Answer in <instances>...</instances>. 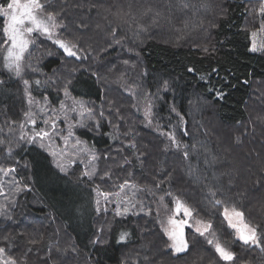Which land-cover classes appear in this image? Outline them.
<instances>
[{
  "label": "trees",
  "instance_id": "16d2710c",
  "mask_svg": "<svg viewBox=\"0 0 264 264\" xmlns=\"http://www.w3.org/2000/svg\"><path fill=\"white\" fill-rule=\"evenodd\" d=\"M251 1L211 0L214 13L207 17L206 10H200L197 14L199 32H185L197 41H184L187 36L175 30L167 38L170 42H158L142 32L147 26L140 17L114 18L115 0H40L43 13L55 16L59 38L85 46L79 48L84 58L68 57L41 37L25 62L30 74L37 70L44 82H50L47 95L53 103L64 92L77 91L83 101L92 102L114 122L105 119L96 132L74 131L90 156L102 157L94 176L85 175L82 163L57 174L52 170L53 157L39 152L50 175L56 174L80 204L85 202L77 220L65 217L57 197L50 195L46 183L36 180L33 158L26 159L23 152L26 146L10 158L1 157L0 177L7 180L6 195L0 198V254L11 255L18 264H226L214 244L208 243L211 239L235 253L230 264H264V252L239 241L221 213L223 206L241 211L245 222L257 227L264 238V47L250 50L252 29L246 26L254 12ZM8 2L0 0V7ZM198 4L203 6V1ZM3 22L0 16V29ZM259 22L264 29V16H259ZM137 31L139 35L131 37ZM95 38L106 42L95 43ZM125 59L137 61L141 74L136 75L131 64L124 65ZM118 65L121 77L110 78L128 88L130 77H137L153 98L155 120L160 125H178V145L165 138L163 144L152 142L140 109H131L127 90L98 84L93 70L105 76L108 66ZM8 79L0 67V130L9 129L24 115L18 105L21 95ZM105 92L109 99L104 100ZM115 110L127 112L128 118L115 115ZM2 139L0 135V153L5 152ZM134 183L142 186L144 207L149 202L157 205L163 197L169 207L165 194L170 192L192 210L193 218L211 225L208 232L201 236L187 228L188 247L174 254L147 215L115 218L107 225L99 221L96 217L103 215L96 216V195H115ZM210 192H216L215 197ZM100 225H105L103 231ZM97 238L100 242L93 243Z\"/></svg>",
  "mask_w": 264,
  "mask_h": 264
},
{
  "label": "rangeland",
  "instance_id": "374dc122",
  "mask_svg": "<svg viewBox=\"0 0 264 264\" xmlns=\"http://www.w3.org/2000/svg\"><path fill=\"white\" fill-rule=\"evenodd\" d=\"M202 1L203 6L198 4V0H115L113 6L115 13L113 17L117 19L118 17H120V15H122L121 19L123 18L124 20L125 17H140L142 19V22L147 26L142 28V32L146 31L145 36L158 42H170L167 38L172 37L175 30L186 36L188 35L187 33L193 32L192 34H194L199 32L198 30H196V17L197 14L200 13V10H202V13L206 10V13H208L207 17H209V14L211 15L212 13H214L211 0H208L207 2L204 0ZM251 8L254 9V12L251 16V20L248 22L246 27L248 29H252V45L253 42H255V44L257 45V51H261L264 47V29L259 22L260 0H252ZM41 19L47 22V14L42 13ZM48 23L50 24L51 22ZM182 26H184V32L183 30H181ZM256 26L259 27L258 30L257 28H252ZM58 30L59 25L57 23V27L52 28L53 36L51 39H49L45 34L41 32H35L31 35V37L29 38L30 42L28 44V48L24 52V58L21 61V72L19 76L16 75L15 69L9 71L4 67L3 57L5 55V49L7 46L5 45L4 48H0V67L7 74L9 78L8 80L14 83V87L12 86L13 89L18 92L19 96L21 95L22 101H19L18 105L20 110L22 108L21 113L24 114L18 122H12V125L9 129L0 130V135H2L3 137L2 145L5 150L4 153L3 150L0 153V159L5 155L10 158L11 154H13L19 147L26 146L23 152H26V159L30 160V158H33V163L37 168L36 180L42 181V185H44L43 183H46L45 187L49 189L48 191L50 195L52 193L57 197L59 205L63 209L65 217H71L77 220L79 217H82L84 213L83 209L85 207V202L83 201L82 204H80L75 196L67 193L66 188H64L60 184L58 180L59 177L56 174L53 173L58 178H56V176L54 175H50V171L48 172V170L45 169L43 156H41L40 153L41 151H43L53 157L54 167H52V170L57 174L64 173L65 170L67 171V169L72 164L82 163L84 167H86L87 173L90 176H94L96 173L95 171L97 169L99 170L100 159L102 157H98L95 155L90 156L87 153L88 149L86 148V145L77 138L74 131L87 129L89 132L90 130H95L94 132H96V126L100 127L102 122L105 123V119H107L109 123L110 121L112 123L114 121L111 117H108L105 112H98L92 102L83 101L81 96H78L77 91L67 92V95L66 92H64L63 96L61 95L62 98H60L59 102H57V104L53 103V101L50 100V96L47 95V90H49L47 85L48 83L50 84V82H44V80L40 77V73H38L39 71L37 72V70L36 72H34V74H30L31 71L29 68H27L25 62L28 57L29 51L35 44L36 40L43 37L50 40L52 43L55 39L64 41L59 38ZM138 32L139 31L132 32V34H130L131 37ZM253 33H255V36H253ZM177 37H180V34ZM94 40L95 43L99 44L106 42L104 38H95ZM187 40L197 41L193 36H187L184 41ZM55 45L61 51H63V49H61L57 44ZM83 47L85 46H83L82 44H78L73 49V51H76L80 56V59L84 58V54L79 51V48ZM108 49L109 46L107 47V50ZM126 64H129V66L130 64L132 65L136 75L141 74V70L139 68L140 65L137 63V61L132 62V60L130 61L128 59H125L124 65ZM108 67H110L111 69L110 71H105L108 74L105 76L99 73V69L95 71L93 70L92 73L96 76L98 84L102 88L110 89L112 87H118L122 91L127 90V94H130L132 96L130 97L132 98L131 109L134 112H136L137 110V112H139L140 109L141 115H139L141 116V119L144 120V123H147V126L150 130L148 136L149 138H151L152 142H160L163 144V138H165L167 140L166 142H170L173 145L172 140L169 139V135H174L176 140L175 145H178V125L176 126V123L174 122L167 123V125H160V123L155 120V116L152 112L153 98L147 93L148 91L145 90V87L144 89L143 87H141V84L138 82L137 77L131 76L130 78L132 85L127 83L126 86H128V88H126L122 85L117 84L116 82L114 83V78L121 77L122 75V73L118 74V71L122 70L119 68V65L116 68L111 66ZM30 75L32 77L31 80L29 79ZM111 75L114 76L113 80L110 78ZM51 78L54 79L52 76ZM25 81H27V84H25ZM36 81H39V84H37ZM17 82H19L20 87L18 86ZM105 98L109 99V96H107V92H105L104 100ZM48 100L52 103V106L49 105ZM108 111L112 112L110 110ZM118 114L119 117H123L125 119L128 118L127 112H124L123 110H115V115ZM167 119L169 120V118ZM181 120V129H183L185 126V120ZM53 121L55 122L54 127ZM119 128L121 127H116V129ZM163 129H165L166 131H163ZM45 132L47 133V135H43ZM116 133L118 135V132ZM41 136H43V139H41ZM41 144L44 145L43 148L40 146ZM167 148L171 149L169 145H167ZM155 150L157 151V149ZM51 153H55V156L51 155ZM88 156L90 157V159L88 158ZM93 156L97 157V159L93 160ZM67 157L73 159L74 161H69V158ZM57 162L63 165L64 172H61L60 169L56 167ZM6 180V178L0 177L1 199L6 195ZM122 188L123 190L115 195H113V193H107L103 195L98 193L96 195V198H94V210L96 216L103 215V217L96 218L99 221L102 220L105 225H107L111 220L114 221L115 218L117 220H120L127 216L138 217L142 214L147 215L149 219H153L155 227L157 228L158 232L164 236L174 254H180L181 252L176 253L174 251V249L171 247L173 241L169 239L168 235L165 232V229L171 230L172 226L169 224L170 218L178 221H187V223L183 225V239L186 241V243L187 240L185 238V231L187 228L190 227L189 229L192 228L194 232H197V227L203 229V225H207L205 222L199 220L198 218H193L192 216L186 217L183 213V210H181L177 214V198L173 197L170 192H167L165 194V199L168 202L170 201L171 203L169 207L164 205L163 197L162 199H160V202H158L157 205L153 202H151L150 204V202L147 201L149 203H147L146 207L149 205L148 209H150L147 210L145 209L146 207H144V202L142 203V186H138L134 183L133 186L129 189L126 186ZM1 207L2 206H0V208ZM118 208L120 212L119 215H117ZM124 209H127V212H125ZM228 209L231 210L232 208ZM108 210L112 211V215L108 214ZM224 211L225 207L223 206V208H221V213L222 217L225 219ZM225 223L228 226V222L226 219ZM105 225H103V227L100 225L102 231ZM229 229H231V231H233L236 236L235 229L230 227ZM101 234L102 232L100 233V235ZM215 243L216 242L214 241L213 244ZM126 254L130 255L133 253L129 254V251H127ZM21 258L23 260V257ZM0 259L12 261L11 255L8 254H0Z\"/></svg>",
  "mask_w": 264,
  "mask_h": 264
},
{
  "label": "snow or ice",
  "instance_id": "6c2138e0",
  "mask_svg": "<svg viewBox=\"0 0 264 264\" xmlns=\"http://www.w3.org/2000/svg\"><path fill=\"white\" fill-rule=\"evenodd\" d=\"M45 11L46 10L40 3V0H9L6 7H0V16L5 18L3 27L2 29H0V31H2L3 33V41L2 43H0V48H4L5 45L7 46L5 49V55L3 57L4 67L9 71L15 69V73L17 76L20 75L21 61L24 58V52L28 48V44L30 42L29 38L31 37V35L35 32H41L45 34L49 39H51L53 36L52 28L57 27L55 16L52 13L49 12L47 14V22L41 19V14ZM259 13L261 16H264V0H260ZM48 22L51 23L49 24ZM253 36H255V33H253ZM53 43L57 44L61 49H63L64 53L68 57H75L76 59H80V56L77 54V52L73 51V49L76 47L75 44H70L59 39L53 40ZM250 50H257V45L255 44V42H253ZM204 51H207V49H204ZM189 71L191 72L193 71V69L190 68ZM36 83L39 84V81H36ZM25 84H27V81H25ZM218 96L221 99L223 98V94L221 93H218ZM54 126L55 122L53 121V127ZM43 135H47V133L45 132ZM41 139H43V136H41ZM169 139H171L174 144L176 143L174 135H169ZM40 146L42 148L44 147L43 144H41ZM132 147H135V145H132ZM193 147L195 146L193 145ZM51 155L55 156V153H51ZM184 156L185 159H187L188 153L185 152ZM92 159L95 160L97 159V157L93 156ZM56 167L59 168L61 172H64V167L59 162L56 163ZM85 175H88V173H85ZM121 190H123V188ZM210 194L215 197L216 192H210ZM215 203L219 205L221 204V201L216 200ZM181 210H183V213L186 217L192 216V210L187 207L182 201L177 199L176 213L178 214ZM124 211L127 212V209H124ZM119 214L120 212L118 208L117 215ZM224 217L228 222V226L235 229L236 238L239 241H241L244 245L260 248V250L264 252V238L258 235L257 227L244 222V216L241 211H238L235 208L229 210L227 207H225ZM186 223V220L178 221L170 218L169 224L172 226L171 230L165 229V232L168 235L169 239L173 241L171 247L176 253L183 252L188 247L186 241L183 239V225ZM210 227L211 225H203V229L197 227L196 231L201 236H204L205 233L208 232ZM123 239L124 236L122 235L121 240ZM99 242V238L93 241V243ZM208 243L212 245L214 241L209 239ZM214 247L215 252L219 255L221 260L226 262V264H230V262L234 261L235 253L222 247L218 242L214 244ZM2 251L3 250L0 249V252ZM0 264H14V261L0 259Z\"/></svg>",
  "mask_w": 264,
  "mask_h": 264
},
{
  "label": "crops",
  "instance_id": "0c3cea01",
  "mask_svg": "<svg viewBox=\"0 0 264 264\" xmlns=\"http://www.w3.org/2000/svg\"><path fill=\"white\" fill-rule=\"evenodd\" d=\"M183 252H184V251H183ZM183 252H181V253H183ZM181 253H180V254H181Z\"/></svg>",
  "mask_w": 264,
  "mask_h": 264
}]
</instances>
